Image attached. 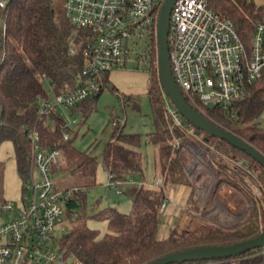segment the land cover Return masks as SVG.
<instances>
[{
    "label": "trees",
    "instance_id": "1",
    "mask_svg": "<svg viewBox=\"0 0 264 264\" xmlns=\"http://www.w3.org/2000/svg\"><path fill=\"white\" fill-rule=\"evenodd\" d=\"M64 2L65 0H9L6 7L0 6V145L6 140L13 143L17 170L24 182L28 179L32 166L31 132H38L45 148L76 150L74 139L78 130L67 127L71 136L65 139V119L54 114L50 122L45 124L37 111L41 98H48L53 92L67 91L79 83L85 61L83 48L78 54H71L69 48L72 38L79 43L87 38L89 32L85 29L74 31L65 15ZM209 7L230 18L243 42L250 47L256 25L264 22V5L256 4L254 0H209ZM159 12L160 10L157 12L154 30L148 36L144 54L139 53L137 58L149 60L151 83L148 96L154 126L149 139L157 146V171L163 183L160 189L142 185L136 192L132 209L128 213L115 206H107L94 213L92 217L108 221L109 232L101 236L99 230L88 225L89 217L83 208L75 211L84 206L85 189L96 184L99 164L98 156L81 151L83 160L74 168V172L92 178V182L74 189L73 196L67 201V216L77 215L71 220L69 234L61 239L62 249L75 264H147L174 252L200 246L229 245L250 239L264 231V210L253 204L244 222L230 226L211 222L194 229H180L177 225L170 230L168 236L159 237L160 209L167 199L170 187L177 184L190 186L188 203H195L194 188L185 169V164L191 161L192 156L182 155L176 143L188 139L190 134L176 125L169 116L167 104L170 100L159 77L158 41L155 33ZM4 24L6 33L3 31ZM45 79L54 83L53 90L47 87ZM105 82L109 84V74L105 77ZM111 88L117 90L115 86ZM101 92L71 108L72 113H82L85 121L95 109ZM120 97L123 100L132 98L124 94ZM233 109L234 117L218 107H209L205 111L212 121L264 153V125H259L256 121L264 112V76L252 87L251 95L234 103ZM182 118L191 124L183 116ZM195 131L198 132L199 129L195 127ZM199 134L218 152L246 162L249 169L259 170L264 181L263 165L246 151L201 130ZM141 138L139 133H126L120 128L104 146L100 153L101 162L113 181L122 182L131 176L143 174L142 152L139 149ZM217 163L214 164L218 177L216 186L221 187L225 182L242 189L237 178L228 174L227 167ZM235 172L237 177L241 175V182L242 173L245 175L246 171ZM171 264H264V246L227 259Z\"/></svg>",
    "mask_w": 264,
    "mask_h": 264
},
{
    "label": "built area",
    "instance_id": "2",
    "mask_svg": "<svg viewBox=\"0 0 264 264\" xmlns=\"http://www.w3.org/2000/svg\"><path fill=\"white\" fill-rule=\"evenodd\" d=\"M8 1L0 0V6L6 7ZM163 2L65 0V14L74 31L89 32L79 43L72 38L69 48L71 54H78L83 48L85 61L74 88L53 92L38 101L40 119L48 124L54 114L62 116L66 121L63 135L69 139L68 128L77 126L79 119L68 118L66 111L104 90L105 77L125 57L136 58L140 53L137 37L145 30L147 37L153 32ZM3 31L6 33V24ZM168 45L174 79L187 100L210 120L205 111L209 107L222 108L234 117L233 104L249 97L252 87L264 76V22L256 25L248 47L234 22L213 11L209 0H176L170 14ZM45 83L53 90L54 83L49 79ZM167 111L176 125L190 135H200L169 101ZM112 124L120 129L125 126V119L119 118ZM30 139L32 166L21 208L16 210L13 201L0 199V264H75L61 247V239L71 223L64 224L63 216L67 201L73 196L57 189L53 176L62 161V150L43 147L37 131L31 132ZM162 183L159 178L155 185L160 189ZM112 186L121 192L117 183ZM168 203L169 198L162 203L161 214L166 212ZM9 213L13 214L10 218ZM57 227L63 233L61 238L54 235ZM56 244L60 245L57 249Z\"/></svg>",
    "mask_w": 264,
    "mask_h": 264
},
{
    "label": "rangeland",
    "instance_id": "3",
    "mask_svg": "<svg viewBox=\"0 0 264 264\" xmlns=\"http://www.w3.org/2000/svg\"><path fill=\"white\" fill-rule=\"evenodd\" d=\"M147 40L149 39L146 30L137 37L139 44L137 49L140 54H144ZM138 55L135 59L125 57L119 66L110 71L109 84L98 96L95 109L85 121H83L82 113L74 114L71 110L66 111L68 118L76 117L82 123L73 127L75 131L78 130V135L74 139L76 150H62V161L56 166L53 174L57 189L73 193L78 186H85L92 182V178L74 172V168L83 160L81 151H88L98 156L96 184L85 189L84 206L75 211H81L83 208L89 217L88 225L99 230L101 236L109 232L108 221L92 217L94 213L107 206H115L123 212H130L136 192L142 186L139 182L144 181L146 186V183L156 182L158 176L157 146L149 139V133L154 129L152 107L148 96L151 72L149 60L144 57L138 59ZM113 86L117 88L116 91L112 90ZM121 94L130 95L132 98L123 100L120 97ZM61 111L64 110L61 109ZM119 118L125 119V126L121 127L124 132L139 133L142 137L139 149L142 152L143 174L131 176L122 182H111L101 162L100 153L118 130L112 122ZM256 121L259 125H264V112ZM178 145L182 155L191 154L192 156L191 161L185 164V169L192 188H194L195 203L187 202V208L180 212L179 219L174 221L173 226L177 223L180 229H194L211 222L230 226L244 222L253 204L264 210V181L259 170L249 169L246 162L234 160L218 152L205 142L203 135H190L188 139L179 140ZM217 162L227 167L228 174L237 178L242 189L229 186L225 182L221 184V187L216 186L218 177L214 164ZM241 170L246 171L245 175ZM235 171L242 173L241 182V175L237 177ZM131 180L138 183H131ZM116 183L121 192L113 188L112 185ZM26 186L27 182L22 180L17 170L13 143L6 140L0 145V199L13 201L18 210L21 208ZM187 189L191 191V187ZM76 215L72 214L68 217L65 213L63 223L69 224V221L71 222ZM12 216V213L8 214V218ZM71 228L72 222L69 230ZM62 234L60 228L57 227L55 237L61 238ZM59 246L56 244V249Z\"/></svg>",
    "mask_w": 264,
    "mask_h": 264
},
{
    "label": "water",
    "instance_id": "4",
    "mask_svg": "<svg viewBox=\"0 0 264 264\" xmlns=\"http://www.w3.org/2000/svg\"><path fill=\"white\" fill-rule=\"evenodd\" d=\"M176 0H164L159 12L157 25L158 70L162 87L171 103L181 115L193 126L205 134L224 139L230 144L246 151L264 167V153L232 131L218 125L199 112L186 98L182 89L173 77L168 45L170 14ZM69 232L64 233L67 236ZM264 246V231L250 239L229 245L200 246L174 252L160 257L147 264H171L186 261L227 259L239 256L249 250Z\"/></svg>",
    "mask_w": 264,
    "mask_h": 264
},
{
    "label": "crops",
    "instance_id": "5",
    "mask_svg": "<svg viewBox=\"0 0 264 264\" xmlns=\"http://www.w3.org/2000/svg\"><path fill=\"white\" fill-rule=\"evenodd\" d=\"M256 4L258 5H264V0H254ZM133 177V176H132ZM160 177L157 176V179ZM143 183V181H141ZM134 184H137L136 182H131ZM154 183H146L144 182V186L147 188H154L158 189L159 187L155 185ZM140 184V183H139ZM190 186H187L185 184H177L168 189L167 198H169L168 207L165 213L161 214V225L159 228V237L165 238L168 236L170 230L177 226L176 223L174 226V221L179 219L180 212L182 210L186 209V204L188 202V198L190 196L189 189ZM138 191V190H137Z\"/></svg>",
    "mask_w": 264,
    "mask_h": 264
}]
</instances>
